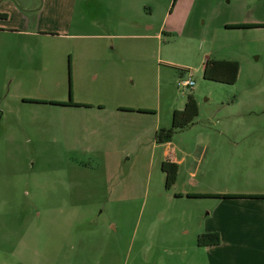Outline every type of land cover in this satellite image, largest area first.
Instances as JSON below:
<instances>
[{"label": "rangeland", "instance_id": "obj_1", "mask_svg": "<svg viewBox=\"0 0 264 264\" xmlns=\"http://www.w3.org/2000/svg\"><path fill=\"white\" fill-rule=\"evenodd\" d=\"M9 1L0 264H208L196 231L222 199L177 192L192 167L199 191L264 190V28H227L264 25V0H188L176 14L175 0H21L18 11ZM130 18L138 25L127 31ZM206 56L238 61L237 83L207 81ZM189 73L196 83L185 91ZM191 95L199 117L158 145ZM129 107L154 113L119 112ZM170 157L186 163L167 190Z\"/></svg>", "mask_w": 264, "mask_h": 264}, {"label": "crops", "instance_id": "obj_2", "mask_svg": "<svg viewBox=\"0 0 264 264\" xmlns=\"http://www.w3.org/2000/svg\"><path fill=\"white\" fill-rule=\"evenodd\" d=\"M8 1L9 0H0V7L4 4L8 5ZM9 2V7H11L14 11H18V4L22 3L21 0H15L14 3L11 1ZM187 2L188 0H175L173 6L171 7V14H176L178 10H181L183 7L186 9L193 1L191 0L189 5ZM4 10H1L0 13L8 15ZM9 19L10 17L8 15L6 20H1L7 21ZM166 21L168 22V18ZM120 25H122L123 28L127 27L128 31L131 28L136 29L138 23L135 22L133 18H130L126 19L124 22H121ZM149 29L151 30L152 27H149ZM165 31H167V25L166 23H163L160 32L163 34ZM120 36L124 38H151L149 35L140 34H122ZM211 59L212 58L209 56H206L204 66L206 65V62ZM92 108H88V110ZM93 109H95V107ZM101 110L102 109L99 108V111ZM119 112L122 114L131 113L121 111V108ZM206 149L208 150L207 147ZM167 160L179 164L180 168L178 170L177 183L174 185V187L178 186L181 182V168L186 163V158L179 160L170 157ZM192 169H190L187 175L190 181L187 188L185 189V192H177V195H183L180 197L181 199L187 198V200H191L192 198H188L187 196L196 194H220L219 192H204L199 191V189H195L198 186V181L195 180L198 177V171H192ZM221 195L264 196V190L242 192L233 191L227 193L225 192ZM220 202L221 207L217 209L215 214H210L212 220L205 224L202 223L200 229L196 231V234L199 235L200 233L206 234L211 232H219L222 237L221 244L209 248L197 246L195 247V251L205 252L204 255L207 258L206 263L208 264H264V199L230 198L222 199Z\"/></svg>", "mask_w": 264, "mask_h": 264}, {"label": "trees", "instance_id": "obj_3", "mask_svg": "<svg viewBox=\"0 0 264 264\" xmlns=\"http://www.w3.org/2000/svg\"><path fill=\"white\" fill-rule=\"evenodd\" d=\"M7 15L0 13V20H6ZM264 28V25L260 24H246V25H231L227 28L229 29H252V28ZM240 63L238 61L230 60H215L211 59L206 62V65L203 68V75L207 81L223 83L224 85H234L238 81ZM186 69V68H185ZM188 70V69H186ZM196 97L191 95L186 100L185 106L182 110H176L172 117V125L170 128L162 129L156 133V143L158 145H164L173 141L175 134L179 131L185 129L188 126H191L197 117L200 115L199 107L196 101ZM35 101V100H32ZM52 104H61L59 102H52ZM79 106H85L87 108H92L91 105L80 104ZM121 111L126 112H138L139 114H148L154 113L151 110H136L133 108H124ZM179 164L173 163L170 160H166L162 164V171L166 175V189L171 190L174 185L177 183ZM189 198H221V199H230V198H255V199H264V196H238V195H221V194H196L189 195ZM221 235L219 232H211L206 234H201L197 237V244L199 247L209 248L215 247L221 244Z\"/></svg>", "mask_w": 264, "mask_h": 264}, {"label": "built area", "instance_id": "obj_4", "mask_svg": "<svg viewBox=\"0 0 264 264\" xmlns=\"http://www.w3.org/2000/svg\"><path fill=\"white\" fill-rule=\"evenodd\" d=\"M195 83L196 82L193 80L192 74L189 73V77L180 81V83H178V86L183 90L188 91V90H193Z\"/></svg>", "mask_w": 264, "mask_h": 264}, {"label": "flooded vegetation", "instance_id": "obj_5", "mask_svg": "<svg viewBox=\"0 0 264 264\" xmlns=\"http://www.w3.org/2000/svg\"><path fill=\"white\" fill-rule=\"evenodd\" d=\"M29 101V100H28ZM29 102H35V103H41V104H48V103H51L52 104V101H29ZM59 103H61V104H52V105H56V106H62V107H69V108H71V107H79V105L80 104H78V103H74V102H59Z\"/></svg>", "mask_w": 264, "mask_h": 264}]
</instances>
